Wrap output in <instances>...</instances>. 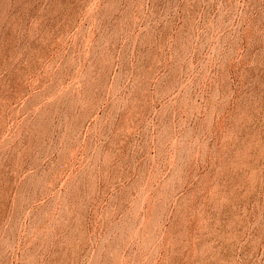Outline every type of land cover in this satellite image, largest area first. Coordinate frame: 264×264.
Here are the masks:
<instances>
[{
	"label": "rangeland",
	"instance_id": "obj_1",
	"mask_svg": "<svg viewBox=\"0 0 264 264\" xmlns=\"http://www.w3.org/2000/svg\"><path fill=\"white\" fill-rule=\"evenodd\" d=\"M0 264H264V0H0Z\"/></svg>",
	"mask_w": 264,
	"mask_h": 264
}]
</instances>
